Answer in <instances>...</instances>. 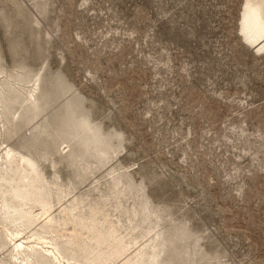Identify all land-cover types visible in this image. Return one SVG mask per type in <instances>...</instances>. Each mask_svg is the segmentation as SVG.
Instances as JSON below:
<instances>
[{
  "label": "rangeland",
  "instance_id": "374dc122",
  "mask_svg": "<svg viewBox=\"0 0 264 264\" xmlns=\"http://www.w3.org/2000/svg\"><path fill=\"white\" fill-rule=\"evenodd\" d=\"M245 3L0 0V150L35 160L54 217L0 211V264H19L6 227L78 264H264V51Z\"/></svg>",
  "mask_w": 264,
  "mask_h": 264
},
{
  "label": "bare ground",
  "instance_id": "6f19581e",
  "mask_svg": "<svg viewBox=\"0 0 264 264\" xmlns=\"http://www.w3.org/2000/svg\"><path fill=\"white\" fill-rule=\"evenodd\" d=\"M241 31L244 39L247 40L246 42H249L248 44L255 45L258 50L264 51V0H246ZM35 93V89L29 91V97L20 101L21 104L30 103L28 106L30 111H37L40 108ZM5 163H8L10 167L11 176H9L7 168H4ZM33 174H38L34 159L17 153L9 145L4 151L0 150V183L1 185H8L7 190L2 192L3 201L0 205V211L7 218H14L15 221L20 220L22 225H27L28 228L40 223L50 224L54 221L50 201L44 198L40 200L37 197L39 194L36 186L37 181L34 180ZM19 184L23 185L19 186ZM22 199L40 203L41 208L27 211L13 201ZM5 229L10 241V245H8L10 246L11 255L19 264H33L31 257L32 254L37 253L39 246L42 249L44 248L46 255L59 264H78L66 258L55 244L42 236L35 237L34 241H26L27 238L24 236L25 232L22 229H15L14 231L7 227ZM76 237L82 238L79 234Z\"/></svg>",
  "mask_w": 264,
  "mask_h": 264
}]
</instances>
